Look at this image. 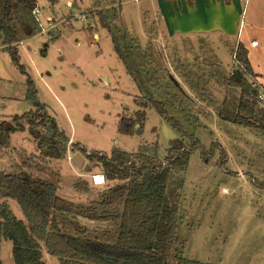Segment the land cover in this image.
<instances>
[{"label": "rangeland", "instance_id": "1", "mask_svg": "<svg viewBox=\"0 0 264 264\" xmlns=\"http://www.w3.org/2000/svg\"><path fill=\"white\" fill-rule=\"evenodd\" d=\"M105 1L36 0L34 9H39L40 21L33 17L38 30L14 46L39 101L68 137V147L62 159H46L27 131L16 132L0 150V171L44 179L56 186L60 199L88 212L105 191L123 182L104 177V183L92 185V175H103L100 165L89 162L71 145L78 143L87 151L107 154L117 148L160 161L170 141L182 139L188 146L196 139L201 146L191 153L185 168L173 170L174 186L182 182L177 239L183 258L202 264H264V135L235 125L229 115L236 112L238 92L209 80L212 68L227 79L236 44L246 45L254 38L259 46L249 49L248 58L254 72L261 74L256 80L258 93L264 92V31L260 30L264 29V0L263 8L258 7L259 0L246 4L242 0L245 10L254 11L252 18L243 19L245 26L238 36L220 31L169 35L156 0ZM108 9L116 12V19L110 20L116 36L125 34L128 42L142 50L153 49L156 66L149 70L150 75L156 71L152 84L157 82V86L152 91L178 128L153 107H142L144 94L126 73L109 33L99 24L98 13ZM23 18L22 13L17 15V27ZM185 74L205 85V98L191 90ZM25 89V76L1 47L0 121L32 109L25 100ZM139 110L145 112L141 133H118L120 118H133ZM214 143L225 150L226 160L215 148L208 161L202 157L201 152L209 151ZM76 154L84 161L80 168L71 161ZM2 202L26 222L15 201ZM89 215L78 218L81 228L91 232L115 229L111 223L97 227L86 219ZM63 220L68 225L69 220ZM11 249L10 241H1L2 264H14ZM44 257L46 264H58L57 258L43 250Z\"/></svg>", "mask_w": 264, "mask_h": 264}, {"label": "trees", "instance_id": "2", "mask_svg": "<svg viewBox=\"0 0 264 264\" xmlns=\"http://www.w3.org/2000/svg\"><path fill=\"white\" fill-rule=\"evenodd\" d=\"M56 1L50 0L51 3ZM35 3L36 0H0L1 44L12 64L25 76V100L32 107L28 112L0 121V150L8 145L12 134L27 131L41 157L62 159L69 139L39 101L34 82L20 64L14 46L21 38H31L38 30L32 14ZM20 13L24 18L17 27L16 17ZM98 16L126 73L146 98L142 107H153L161 118L178 128L179 125L167 117L164 102L155 99L152 91L157 86V82L152 84V77L157 73L152 70L150 75L149 70L156 66L153 49L142 50L128 42L125 34L116 36L110 25V20L116 19L114 10L99 12ZM232 58L236 69L227 79L212 68L209 80L238 92L236 112L229 115L232 122L264 135V104L257 100L259 84L256 78L259 75L251 67L244 44H236ZM183 76L191 90L205 98V85H201L199 79L195 82V77L188 74ZM144 121L145 112L139 110L133 118H120L117 132L127 136L139 134ZM199 146L196 139H191L188 146L182 139L172 140L166 156L158 161L117 148L107 154L87 151L78 143L71 145L89 162L99 164L107 180L123 182L105 191L95 208L88 212L82 206H73L60 199L56 186L48 181L0 171V201H15L26 219V222L18 220L6 203H0V243L2 240L11 242L14 264H46L43 250L48 256L57 258L58 264H202L183 258L178 246V190L182 182L176 186L172 183L173 170L185 168L191 153ZM214 148L219 150L223 161L227 159L225 150L217 143L212 144L209 151H202V157L208 161ZM87 215L86 219L97 227L111 223L115 229L95 227L91 232L81 228L77 220ZM65 218L69 220L68 225Z\"/></svg>", "mask_w": 264, "mask_h": 264}, {"label": "water", "instance_id": "3", "mask_svg": "<svg viewBox=\"0 0 264 264\" xmlns=\"http://www.w3.org/2000/svg\"><path fill=\"white\" fill-rule=\"evenodd\" d=\"M231 1L233 11L229 12L222 2L216 0H156L169 35L220 31L233 36L237 33L243 10L240 0ZM118 9L120 11V4ZM71 161L79 168L84 162L79 154Z\"/></svg>", "mask_w": 264, "mask_h": 264}, {"label": "crops", "instance_id": "4", "mask_svg": "<svg viewBox=\"0 0 264 264\" xmlns=\"http://www.w3.org/2000/svg\"><path fill=\"white\" fill-rule=\"evenodd\" d=\"M246 2H247V0L245 1V4H246ZM244 4V5H245ZM260 4H263V0H259L258 1V7L259 8H263V7H261V5ZM243 5V13H242V15H241V17H240V20H239V24H238V27H237V33H236V35L238 36V35H240L241 33H242V30H243V27L245 26V23L243 22V19L248 15V16H251V18L253 17V11H254V9L253 8H247L246 10H245V6ZM260 30H263L264 31V29H262V28H260ZM235 35V36H236ZM95 37H96V35H95ZM252 40H254V38H252L250 41H252ZM250 43V42H249ZM244 44L245 45V47L247 48V50H248V56H249V49H255V48H257L258 46H259V44L257 45V46H255V47H250V44ZM243 44V43H242ZM2 46H0V48H1ZM251 64V63H250ZM252 67V66H251ZM253 69V68H252ZM254 71V70H253ZM255 73V72H254ZM257 74V73H256ZM257 75H259V76H261V74H257ZM257 77L256 78V80L258 81V78H260V77ZM258 83V82H257ZM261 85V84H260ZM41 180H44V179H41ZM45 181V180H44ZM92 185H94V186H97V185H95V184H93L92 183ZM44 260H46L45 259V257H44Z\"/></svg>", "mask_w": 264, "mask_h": 264}, {"label": "built area", "instance_id": "5", "mask_svg": "<svg viewBox=\"0 0 264 264\" xmlns=\"http://www.w3.org/2000/svg\"><path fill=\"white\" fill-rule=\"evenodd\" d=\"M32 14L36 17L37 21H40L39 20L40 11L38 8L33 9ZM249 44H250V47H255L258 45V42L254 39V40L250 41ZM235 69H236V65L233 62V67H232L230 72L232 73ZM257 100L264 104V92L258 93ZM91 182L95 185H101L102 183H104V176L94 174L91 176Z\"/></svg>", "mask_w": 264, "mask_h": 264}, {"label": "flooded vegetation", "instance_id": "6", "mask_svg": "<svg viewBox=\"0 0 264 264\" xmlns=\"http://www.w3.org/2000/svg\"><path fill=\"white\" fill-rule=\"evenodd\" d=\"M216 1H217V3L222 2V3L224 4V6H225L226 8H228V11H229V12L233 11L232 1H231V0H223V1L216 0ZM240 3H241V5H242V10H243V3H242V0H240Z\"/></svg>", "mask_w": 264, "mask_h": 264}]
</instances>
